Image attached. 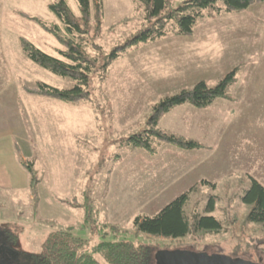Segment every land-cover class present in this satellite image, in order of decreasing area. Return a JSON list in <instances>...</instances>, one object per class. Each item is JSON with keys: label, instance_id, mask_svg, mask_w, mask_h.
<instances>
[{"label": "rangeland", "instance_id": "374dc122", "mask_svg": "<svg viewBox=\"0 0 264 264\" xmlns=\"http://www.w3.org/2000/svg\"><path fill=\"white\" fill-rule=\"evenodd\" d=\"M53 1L0 0V226L17 227L20 256L39 253L63 230L90 250L107 232V239L135 235L151 245L153 258L157 250L183 248L264 263V225L245 222L251 206L241 200L251 179L264 185V0L237 12L211 11L197 20L192 40L169 31L125 51L102 78L92 75V100L77 104L23 90L37 82L73 85L69 77L30 61L19 43L22 36L56 55L57 39L29 18L61 25L49 10ZM65 1L79 13L76 0ZM100 1V33L91 47L99 57L149 25L139 1ZM235 68L228 99L205 108L185 103L158 122L160 130L200 147L155 144L154 155L147 156L146 150L120 145L147 128L161 100L199 80L214 86ZM187 191L185 216H215L219 231L178 239L135 231L136 216H153Z\"/></svg>", "mask_w": 264, "mask_h": 264}, {"label": "trees", "instance_id": "16d2710c", "mask_svg": "<svg viewBox=\"0 0 264 264\" xmlns=\"http://www.w3.org/2000/svg\"><path fill=\"white\" fill-rule=\"evenodd\" d=\"M142 4L144 19L149 25L140 29L128 38L122 45H118L105 55H94L93 39L100 33V22L103 17L102 2L100 0H76L79 13L74 15L65 0H55L49 5V10L58 17L61 25L47 24L44 20L29 17L57 39L59 47L53 56L41 51L25 37L20 36L19 43L30 61L42 68L62 77H69L73 85L68 89L54 87L47 83L37 82L33 87L24 85L23 90L30 95H39L58 99L65 103L77 104L90 102L91 78L98 74L100 78L105 74L113 59L121 56L125 51L133 49L139 44L158 40L169 31L176 35L190 36L197 20L211 11L221 8L226 12H237L248 9L250 5L262 0H185L176 7L170 5V0H135ZM221 3V5H219ZM26 17L27 15L24 14ZM169 25L171 27H169ZM94 27L93 35L90 34ZM238 68L229 71L221 77L214 86H209L204 80L194 83L190 89L167 97L153 107L147 128L139 133L128 136L120 142L121 146L141 148L149 154L155 152V144H168L181 149H197L200 144L192 139L182 138L174 133H168L158 128V122L163 114L176 106L190 104L194 108H205L218 98L228 99V88L235 81ZM250 186L244 191L241 200L249 204L250 210L246 214L245 222L262 223L264 225V185L258 180L251 179ZM189 191L179 194L174 200L165 204L153 216H136L133 227L140 234L152 237L178 239L201 231H219L221 222L215 216H200L196 214L186 217L184 205L188 201ZM213 199H211L212 204ZM213 205L212 208L213 209ZM17 228V227H16ZM110 231L118 232L116 229ZM118 234V233H117ZM100 235V234H99ZM107 232L102 233L92 251L105 259L108 264H153V248L149 243L140 242L135 235L132 239L109 238ZM39 253H31L40 258V264H99L90 249L84 247L82 239L68 232L57 231L45 241ZM88 251V252H87Z\"/></svg>", "mask_w": 264, "mask_h": 264}, {"label": "flooded vegetation", "instance_id": "af4514ba", "mask_svg": "<svg viewBox=\"0 0 264 264\" xmlns=\"http://www.w3.org/2000/svg\"><path fill=\"white\" fill-rule=\"evenodd\" d=\"M16 241H17V236H16L15 226L13 227H8L6 225L0 226V264H40V263H36L38 259L40 261V258L32 256L31 253L24 254L21 257L20 254H22L23 252H19L18 248H16ZM89 248H91V246ZM179 249H183V248H179ZM168 250H177V249H168ZM187 251L198 252V253L206 252L209 256H213V255L217 256L216 257L217 261L214 264H236L238 260H246V261L249 260L241 256L231 255L230 253H225V254L221 252L211 253L204 250L194 251L193 249ZM155 255H156V251H155ZM155 255H154L155 264H163L155 260ZM250 261L256 262L254 260H250ZM256 263H263V262H256ZM167 264H186V263H184L183 261H179V262H170ZM208 264H213V263L211 262Z\"/></svg>", "mask_w": 264, "mask_h": 264}, {"label": "water", "instance_id": "95a60500", "mask_svg": "<svg viewBox=\"0 0 264 264\" xmlns=\"http://www.w3.org/2000/svg\"><path fill=\"white\" fill-rule=\"evenodd\" d=\"M217 256H209L206 252L198 253L187 251L185 249H177V250H159L156 251L155 260L157 262H161L163 264H167L170 262H179L183 261L186 264H208L215 263L217 261ZM208 258V259H206ZM236 264H264V263H256L253 261L246 260H238Z\"/></svg>", "mask_w": 264, "mask_h": 264}, {"label": "crops", "instance_id": "0c3cea01", "mask_svg": "<svg viewBox=\"0 0 264 264\" xmlns=\"http://www.w3.org/2000/svg\"><path fill=\"white\" fill-rule=\"evenodd\" d=\"M263 1V0H262ZM184 39H182L183 41L184 40H192V38H193V34H192V36H184V35H181ZM181 36H179V35H177V37H181ZM166 36H164V37H161V38H165ZM158 40H160V38H158ZM158 40H155V41H158ZM149 42H154V41H149ZM179 43H180V41H178ZM148 42H146L145 44H147ZM137 47V46H136ZM215 102V101H214ZM182 106V105H181ZM177 107V106H176ZM134 149H137V148H134ZM186 150H189V151H193L194 149H186ZM145 152V154H147V156H148V152H146V151H144ZM136 154L137 155H141V152L139 153V152H136ZM150 156L152 155H154V154H149Z\"/></svg>", "mask_w": 264, "mask_h": 264}]
</instances>
